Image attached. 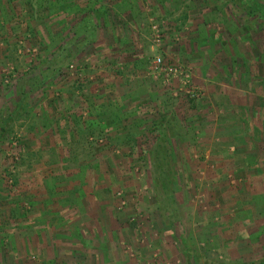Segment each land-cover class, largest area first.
Wrapping results in <instances>:
<instances>
[{
  "label": "rangeland",
  "instance_id": "rangeland-1",
  "mask_svg": "<svg viewBox=\"0 0 264 264\" xmlns=\"http://www.w3.org/2000/svg\"><path fill=\"white\" fill-rule=\"evenodd\" d=\"M249 1L264 15V0ZM249 1L0 0L1 256L21 246L28 184L74 174L108 205L110 254L87 238L61 264L263 258L264 18ZM158 57L191 85L156 71ZM119 103L140 109L135 139L102 124Z\"/></svg>",
  "mask_w": 264,
  "mask_h": 264
},
{
  "label": "crops",
  "instance_id": "crops-1",
  "mask_svg": "<svg viewBox=\"0 0 264 264\" xmlns=\"http://www.w3.org/2000/svg\"><path fill=\"white\" fill-rule=\"evenodd\" d=\"M127 105L128 103H119L104 106L107 118L102 124L107 125L110 134L114 135H112L114 140H119L117 137L122 136V133L128 137L127 139L137 138L130 129L140 125V115L137 112L140 109L128 108ZM128 111L132 112L129 113L131 115L125 113ZM115 115H119L120 118H116ZM113 126L115 128H112ZM30 167L33 168L32 172L38 170L39 173L45 168L36 169L31 165ZM73 175L70 176L73 178ZM72 178L69 182L56 184L51 181L34 183V179L28 184L27 197L32 205V210L28 213V225L21 232V237L17 233L12 235L13 239L21 241V246L14 247L13 256L9 260L1 256L0 252V264H20L25 255L32 253L39 254L46 264H61L64 262L62 258L66 256L67 249H70L73 255L83 253L85 243L88 244L87 238L93 243L101 239V250L104 252L106 250L107 255L110 254L108 252L110 237L105 235L110 222L108 205L98 203L96 197L92 195L93 191H88L89 188L86 186L74 185ZM20 238L22 240H19ZM110 257L107 259L110 260ZM113 261H117V258Z\"/></svg>",
  "mask_w": 264,
  "mask_h": 264
},
{
  "label": "trees",
  "instance_id": "trees-1",
  "mask_svg": "<svg viewBox=\"0 0 264 264\" xmlns=\"http://www.w3.org/2000/svg\"><path fill=\"white\" fill-rule=\"evenodd\" d=\"M249 6L252 9V14L254 15L259 14L258 17L261 16V18H264V15L261 14L262 13L261 10L259 9V7H257L255 3L249 1ZM20 108H21V105H18L17 110H19ZM15 112L17 113V111ZM2 128H3V131H5V127H2ZM156 154H157L156 159H157V167H158L157 173L159 174L160 182L164 189V188H167L166 184L167 182H169L168 172L172 173V171L166 169V166L168 165V161H167V152H166L165 146L161 145L160 148L156 150ZM188 264H193L191 259H189ZM252 264H264V256L258 262L252 263Z\"/></svg>",
  "mask_w": 264,
  "mask_h": 264
},
{
  "label": "built area",
  "instance_id": "built-area-1",
  "mask_svg": "<svg viewBox=\"0 0 264 264\" xmlns=\"http://www.w3.org/2000/svg\"><path fill=\"white\" fill-rule=\"evenodd\" d=\"M156 28L157 27H155V29ZM154 69L161 74H166L167 76H172L175 79H179V81H181L182 83L181 85L184 86L185 89H187V87L191 85V75L188 70H185L179 67H173V66L166 67L163 63V60L160 57L156 58V61L154 63ZM187 92L189 93V95L192 94V96L191 95L190 96L193 98L195 96L199 97V94L197 93L196 89H194V91L188 90Z\"/></svg>",
  "mask_w": 264,
  "mask_h": 264
}]
</instances>
